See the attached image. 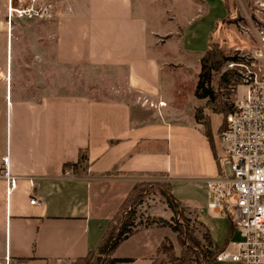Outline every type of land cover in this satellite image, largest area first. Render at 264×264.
<instances>
[{
  "label": "crops",
  "instance_id": "0c3cea01",
  "mask_svg": "<svg viewBox=\"0 0 264 264\" xmlns=\"http://www.w3.org/2000/svg\"><path fill=\"white\" fill-rule=\"evenodd\" d=\"M12 1L0 0V15ZM211 1L63 0L54 31L51 23L44 26L45 40H31L28 56L24 41L2 31L0 156H9L18 183L7 194L0 179V264L6 257L15 264H72L98 250L145 173L163 174L213 245L234 250L239 236L231 223L216 222L225 213L208 207L213 195L206 189L226 160L219 138L223 114L202 110L210 138L196 118L205 100L195 89L212 38L202 25L210 22ZM222 2L226 13L213 31L229 11ZM241 4L234 49L250 52L264 26L258 31ZM257 17L264 23L262 13ZM80 150L86 159L77 163ZM171 215L163 209L159 217L171 223ZM173 231L156 222L138 227L111 256L130 259L116 264H153L165 238L174 244Z\"/></svg>",
  "mask_w": 264,
  "mask_h": 264
},
{
  "label": "built area",
  "instance_id": "2783aa9c",
  "mask_svg": "<svg viewBox=\"0 0 264 264\" xmlns=\"http://www.w3.org/2000/svg\"><path fill=\"white\" fill-rule=\"evenodd\" d=\"M13 9L10 14L18 17L25 13V9ZM257 42L252 51L238 50L236 59L225 62V70L237 82L234 102L219 131L226 160L218 174L206 181L207 193L213 195L208 207L226 211L239 236L232 242L233 251L224 249L215 259L240 264H264V37ZM0 179L6 182L7 194L16 189L18 177L10 171L7 154L0 156ZM29 184L33 186V179ZM29 202L34 204L35 197ZM3 264L15 263L6 257Z\"/></svg>",
  "mask_w": 264,
  "mask_h": 264
},
{
  "label": "rangeland",
  "instance_id": "374dc122",
  "mask_svg": "<svg viewBox=\"0 0 264 264\" xmlns=\"http://www.w3.org/2000/svg\"><path fill=\"white\" fill-rule=\"evenodd\" d=\"M261 1L264 0H226L229 11L226 17L223 18V21L217 23L214 31L213 29L215 20H217L222 14H225L226 11L222 0H212L209 2V12L207 15L210 22L202 23V25L209 27V30L211 29L213 31H211V44H213V46L215 45L223 55L232 56L236 53L234 48L237 36L242 33V28L240 25H242L243 18L241 17L240 10L243 8V6L241 2L243 3L245 9L249 12L248 19H253L257 30L264 26V23H260L258 21L259 17H257L259 13H262L264 16V11L262 12L260 9H258L264 8V4L261 3L262 5H260ZM62 3L63 0H13L11 7L20 10L25 9V13H23L21 17H18L15 12H11L10 15V11H8L10 6L8 5L7 8L6 6L3 7V13L0 15V18L5 21V28H3L4 23H1L0 35L3 31L7 33V36H11L12 40L24 41V45L22 46L24 48L23 52L26 53V56H28L27 54L31 52V40H45L49 30L44 29V26H47V24L51 23V31H54L53 27L56 20V11L62 5ZM31 6L33 7V11H27L26 9H30ZM42 9H45L46 12H43ZM254 16L256 18H254ZM198 22L199 21H197L196 24H199ZM261 31L264 34V29L260 30V32ZM0 40L6 39L3 37V39L0 38ZM191 68L194 70L193 65H191ZM236 83L235 77L226 72L224 62L221 69L213 71L211 76L210 85L215 93L214 101L211 100L210 102L209 100L205 99L204 105L197 109L196 115L202 116V119L204 120L205 114L201 115L202 110L207 113L214 112L213 110H215V107L220 109L221 107L219 106L224 103L227 105V107H230L235 99L233 89L236 86ZM237 93L239 95L242 93V87L239 86L237 88ZM135 184H139L137 190L142 189L144 190V193L138 199H133L135 202L132 204L131 201V206L127 208V204L115 217L113 221L114 223H112L111 227L106 233L103 249L100 251L95 250L91 252L87 255L84 261L76 264H106L111 258V255L109 254V248L112 246L123 223H129L128 228L132 232H135L138 227L148 226L153 222H156L157 225L163 223V220H161V217H159L163 214V209L171 210L165 198L161 194L162 190L166 191L168 188L167 178L163 174L159 173L139 174V178H137ZM223 212L226 215L228 214L226 211ZM151 213L154 215L151 216ZM171 213V224L176 225L179 222H182L183 225L179 229L189 230L190 234L200 242L197 247L198 251L192 253L191 256L189 255L191 260L188 263L203 264L204 257L206 258V256L209 255V252H212V249L207 243L206 236L208 233L206 229L200 223V221L196 219L194 214L185 208H183L181 214L175 215L172 210ZM225 214L220 217L222 218L221 220L216 221L218 224H222L224 228L226 225L228 226L230 224L229 218ZM173 234L175 238L174 244L169 239L168 240L174 247V255L176 257H180L182 251L187 246V243L191 245L193 244L187 239V237L177 233V231H173ZM180 240H182L183 243H181ZM167 260V254L158 251V254L155 256V264H168Z\"/></svg>",
  "mask_w": 264,
  "mask_h": 264
},
{
  "label": "trees",
  "instance_id": "16d2710c",
  "mask_svg": "<svg viewBox=\"0 0 264 264\" xmlns=\"http://www.w3.org/2000/svg\"><path fill=\"white\" fill-rule=\"evenodd\" d=\"M230 59L234 60V59H236V56L235 55L225 56V55L222 54V52L220 50L217 49V47L215 45L213 46V44L210 43L209 48L201 56L200 61H199L200 69H199L198 78H197V84H196V89H195V95L198 98H205V99L209 100L210 102H211V100L214 101L215 93H214V90L212 89V87L210 85L211 76L213 74V71H217V70L221 69L223 63L226 62L227 60H230ZM226 72L230 73L231 75H233L232 72H230V71H226ZM231 106H232V104L230 105V107H227V105L224 103L221 106H219V107H221L220 109L218 107H215L214 108L215 110H213V111L216 112V113H223V116H226L230 112ZM196 118H197V121H201V119L203 117L196 115ZM203 125H204V129H205V133L207 134V137L210 138V126H209L208 121L206 119L204 120ZM85 159H86L85 151L84 150H80L77 163H82V162H84ZM75 164L76 163H66L64 166L65 167H73ZM138 186H139V184H134L132 186V188L128 192L126 198L124 199V201L120 205L119 209L117 210L116 214L114 215L113 219L111 220V223H110L109 227L107 228V230H106V232H105V234L103 236L101 244H100V246L98 248L99 251L103 249V243L105 241L104 239L106 237V233H107L108 229L111 227L112 223H114L113 221H114L115 217L120 213V211L127 204L128 205L126 207L129 208L131 206V201H132V204H133L135 202L134 200L138 199L139 197H141L142 194L144 193L143 192L144 190H142V189L141 190H137ZM161 194L165 198L168 206L171 208V210L174 212L175 215L182 213L183 207L175 199V197L170 193L169 183H168L167 190L166 191L162 190ZM129 201H130V203H129ZM228 218H229V221L231 223L229 215H228ZM163 224L169 225L174 231H177V233L187 237V239L193 245L187 243V246L182 251L181 256L180 257H176L174 255V247H173V245L170 243V241L167 238H165L161 242V244H160V246L158 248V251L164 252V253L167 254V256H168V260H167L168 264H189L188 262L191 260L189 255L191 256L192 253H195L196 251H198L197 247H198L200 242L190 234L189 230H187V229H185V230L179 229L183 225L182 222H179L176 225H172L171 223H169L167 221H163ZM128 226H129V223H127V224L123 223L122 224V226L119 229L118 234H117L112 246L109 248V252H110L109 254L110 255H112L114 249L117 247V245L121 241H123L129 235H131L133 233L131 230H129ZM206 239H207L208 246L212 249L211 250L212 252H209V255L206 256V258L204 257L203 264H208L210 261L214 260L216 258V255L221 251V249L219 247H217L216 245H213L209 235L206 236ZM180 241H181V243H183L182 240H180ZM86 257L78 258L75 261H73L72 264H76V263L82 262V261H84V259ZM128 261H130V259H127V258H114V257L111 256V258L108 260V262L106 264H116V263H119V262H128ZM153 264H155V262Z\"/></svg>",
  "mask_w": 264,
  "mask_h": 264
},
{
  "label": "bare ground",
  "instance_id": "6f19581e",
  "mask_svg": "<svg viewBox=\"0 0 264 264\" xmlns=\"http://www.w3.org/2000/svg\"><path fill=\"white\" fill-rule=\"evenodd\" d=\"M11 10L13 11L14 9L12 7H9L8 11ZM11 15V14H10ZM161 105H164V102H161Z\"/></svg>",
  "mask_w": 264,
  "mask_h": 264
}]
</instances>
